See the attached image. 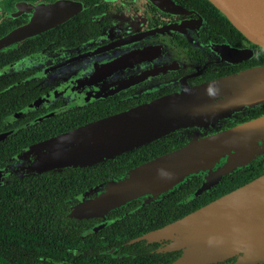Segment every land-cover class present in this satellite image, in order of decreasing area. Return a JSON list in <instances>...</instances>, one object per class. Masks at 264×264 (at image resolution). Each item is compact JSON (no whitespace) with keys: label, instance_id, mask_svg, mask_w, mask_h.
<instances>
[{"label":"flooded vegetation","instance_id":"obj_1","mask_svg":"<svg viewBox=\"0 0 264 264\" xmlns=\"http://www.w3.org/2000/svg\"><path fill=\"white\" fill-rule=\"evenodd\" d=\"M58 1L80 9L54 28L23 41H6L30 21L34 6ZM250 72L245 88L227 93L236 96L233 100L213 92L221 106L207 120L99 164L25 172L37 157L30 149L45 140ZM260 120L264 48L209 0H0V170L7 174L0 186L28 175H39L41 183L47 178L65 183L71 174L77 176L78 188L68 199L75 200L73 207L60 212V219L51 211L44 220L50 224L48 234L37 231L35 264H175L184 250L172 248L171 240L146 235L263 176L264 122L258 131H249L244 148L238 144L211 171L187 176L158 198L145 195L93 218L71 217L73 208L93 187L183 148L194 137ZM151 205L155 208L145 209ZM209 264L243 263L232 256Z\"/></svg>","mask_w":264,"mask_h":264},{"label":"water","instance_id":"obj_2","mask_svg":"<svg viewBox=\"0 0 264 264\" xmlns=\"http://www.w3.org/2000/svg\"><path fill=\"white\" fill-rule=\"evenodd\" d=\"M244 35L264 48V0H209ZM30 21L13 31L7 42L23 41L70 19L80 5L68 1L38 4ZM240 74L156 100L45 140L30 150L36 161L25 172L92 166L133 150L172 131L207 120L221 105L214 93H227L247 84ZM226 105V104H224ZM264 120L231 131L194 137L185 147L157 157L82 195L71 217H101L149 195L158 198L191 174L211 171L233 148L245 147L246 135L263 127ZM239 144V145H238ZM7 175V174H6ZM0 170V179L4 176ZM207 186V185H204ZM99 190V194L89 197ZM171 240L183 249L175 264H209L240 256L243 264L264 262V175L210 202L184 218L146 235Z\"/></svg>","mask_w":264,"mask_h":264},{"label":"trees","instance_id":"obj_3","mask_svg":"<svg viewBox=\"0 0 264 264\" xmlns=\"http://www.w3.org/2000/svg\"><path fill=\"white\" fill-rule=\"evenodd\" d=\"M76 178L71 174L65 183H51L47 178L42 184L39 175H28L0 186V264H35L33 257L37 231L47 235L50 224L44 220L50 219V212L57 211V219H60V212L73 207L75 200L68 199L74 196L78 188L74 183ZM171 201L174 202L175 198ZM153 206L145 209L155 208ZM197 207L199 204L186 211ZM160 208H164V205ZM39 219H43L42 223L38 222Z\"/></svg>","mask_w":264,"mask_h":264}]
</instances>
